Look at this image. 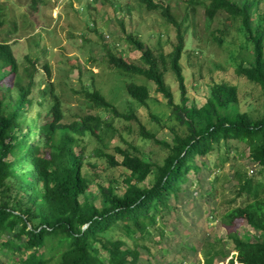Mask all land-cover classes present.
Listing matches in <instances>:
<instances>
[{"label":"trees","instance_id":"obj_1","mask_svg":"<svg viewBox=\"0 0 264 264\" xmlns=\"http://www.w3.org/2000/svg\"><path fill=\"white\" fill-rule=\"evenodd\" d=\"M140 1L149 10H160L177 28L178 43L168 57L179 84L180 100H175L166 81L164 55L156 54L141 40L131 38L141 51L139 64L110 52L106 54L108 64L155 82L171 107L173 139H157L142 128L141 134L167 149L161 162L148 161L117 146L123 155L119 162L98 148L93 156H105L109 165H122L130 171L123 180L122 192L111 181L97 182L100 206L86 194L96 179L85 172V165L91 163L77 147L86 135L101 139L100 133L109 123L98 113L65 121L49 64L39 71L37 58L29 59L31 68L26 67L25 72L28 81L20 76L15 79L18 64L14 44L0 42V264L7 260L11 264H140V248L146 246L140 240L146 241L153 230L159 229V220L170 211L173 200H187L191 186L197 184L202 193H212V188H205L206 179L195 175L208 166L210 154L229 152L233 142L246 145L251 162L259 166L260 177L234 172L236 196L243 200L221 216L236 252L229 264H264V239L247 240L237 230L245 225L264 233V110L258 114L241 111L239 87L224 80L211 86L204 105H189L180 62L188 30L170 13L168 5ZM188 1L205 6L208 22L219 12L240 21L239 30L253 52L249 64L239 63L236 73L259 85L264 93L262 0ZM126 89L132 98L147 103V85L131 82ZM85 95L90 106L116 110L98 90L87 89ZM32 114L35 117L31 119ZM150 174L154 175L153 183L141 185ZM216 255L211 254L210 261Z\"/></svg>","mask_w":264,"mask_h":264},{"label":"rangeland","instance_id":"obj_2","mask_svg":"<svg viewBox=\"0 0 264 264\" xmlns=\"http://www.w3.org/2000/svg\"><path fill=\"white\" fill-rule=\"evenodd\" d=\"M154 1L168 5L170 13L188 30L180 61L188 104L201 107L210 95L211 86L224 80L239 87L241 111L262 112V88L236 73L239 63L249 64L253 52L239 30L240 21L219 12L208 22L205 6L198 2ZM260 6L264 10V0ZM0 22V42L14 44L12 50L18 64L15 79L25 78L26 67L31 68L29 59L37 58L39 71L48 63L51 81L63 102L65 121L98 113L109 123L102 129L101 139L86 135L79 139L77 147L84 153L85 161L91 163L84 170L96 181L86 194L97 206L101 201L97 182L111 181L122 192L123 180L130 173L122 165H109L105 156H93L98 148L114 155L119 162L123 155L117 146L148 161L161 162L166 157L167 149L146 138L141 130L145 128L157 139L172 141L174 119L167 99L156 89L154 81L110 67L106 55L108 52L122 55L139 64L141 51L131 38L141 40L156 54L164 55L166 81L179 101V84L168 57L178 43V31L160 10H149L140 0H0ZM43 79L42 86L46 84ZM131 82L147 85L150 96L146 104L128 93L126 86ZM87 89L100 91L116 110L90 106L85 95ZM11 96L16 97V91ZM232 146L229 152L210 154L208 166L195 175L200 180L206 179L205 188H212V193H202L197 184L191 186L187 200L182 197L173 200L170 211L159 220V229L153 230L146 241L140 240L146 245L140 248V264H229L236 252L221 216L243 200L236 196L234 172L240 170L260 177L259 166L251 162L246 145L233 142ZM153 180L154 175L150 174L141 185L150 186ZM237 230L247 240L264 239V233L251 227L240 225ZM213 253L217 255L210 261ZM102 255L106 257L107 253Z\"/></svg>","mask_w":264,"mask_h":264},{"label":"water","instance_id":"obj_3","mask_svg":"<svg viewBox=\"0 0 264 264\" xmlns=\"http://www.w3.org/2000/svg\"><path fill=\"white\" fill-rule=\"evenodd\" d=\"M86 226H87V225H86ZM86 226H85V227H86ZM85 227H84V228H85Z\"/></svg>","mask_w":264,"mask_h":264}]
</instances>
